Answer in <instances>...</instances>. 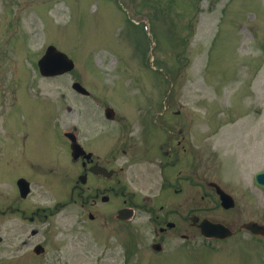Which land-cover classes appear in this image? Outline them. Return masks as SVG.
<instances>
[{"label": "rangeland", "instance_id": "obj_1", "mask_svg": "<svg viewBox=\"0 0 264 264\" xmlns=\"http://www.w3.org/2000/svg\"><path fill=\"white\" fill-rule=\"evenodd\" d=\"M50 47L75 70L43 76L38 63ZM166 107L197 125L199 162L221 168L234 192L236 209L210 215L234 225L231 239L207 240L199 230L190 250L174 231L156 253L149 213L116 223L103 205L82 209L71 192L81 168L63 133L80 124L115 129L105 127L110 108L112 125L137 138L156 129ZM66 168L69 178L57 183ZM263 170L264 0H0V264H264V237L239 226L264 225V190L254 181ZM17 175L33 178V195L20 204L27 219L8 203Z\"/></svg>", "mask_w": 264, "mask_h": 264}, {"label": "flooded vegetation", "instance_id": "obj_2", "mask_svg": "<svg viewBox=\"0 0 264 264\" xmlns=\"http://www.w3.org/2000/svg\"><path fill=\"white\" fill-rule=\"evenodd\" d=\"M161 112L156 120L162 122L153 124L157 130L147 128L138 135L139 137L133 135L132 139L127 130L129 126L112 125L116 121H111L106 116V121L111 124L106 123L105 127L114 126L115 129L87 131L84 129L85 124L76 127V131L73 129L72 132L75 133L83 151L81 158L73 161L81 168V174L78 176L81 178V184L74 186L71 192L73 196L81 198L82 209L103 205L106 218H114L116 223H126L117 220L118 214L123 210L149 213L155 225L152 248L160 243L164 249L166 237L177 231L184 249L192 250L196 246L199 225L205 220L219 223L210 216L214 213L212 211H231L222 206L219 189L233 196L236 207L237 199L234 192L220 180V174L216 170L221 168L210 164V161L199 162L197 125L192 123L190 118H184L183 111ZM162 131L163 133H160ZM119 139L131 140V143L128 147L119 145ZM62 140L68 150L70 141L66 133L62 134ZM61 160L66 161L61 157L59 161L53 162L59 163L58 167H61ZM67 169L61 172L62 175L57 172L56 177H53L57 183L58 179L69 178ZM132 177L136 178L135 183ZM21 179L29 180L30 183L31 179L33 180L25 175L12 178V197H9L8 203L15 213L27 219V212L21 210L20 204L21 201L27 202L31 198L33 185L30 184L32 193L29 197L22 199L19 188ZM138 190L144 194L141 201H138ZM199 197L207 206H203L205 203L200 204ZM40 212L39 209L28 218L32 224L42 220ZM43 214H46V210H43ZM44 218L48 219L49 215H44ZM89 219L95 221V215L91 211ZM186 251L182 252L186 254Z\"/></svg>", "mask_w": 264, "mask_h": 264}, {"label": "water", "instance_id": "obj_3", "mask_svg": "<svg viewBox=\"0 0 264 264\" xmlns=\"http://www.w3.org/2000/svg\"><path fill=\"white\" fill-rule=\"evenodd\" d=\"M40 72L45 77H55L61 76L66 73H70L75 69V63L64 53L59 52L55 47H50L47 50L46 55L39 62ZM73 89L82 95H89V92L79 83H75L73 85ZM107 111H113L112 109H108ZM72 138V151L73 157L78 159L81 154V149L77 140L73 135H70ZM256 184L264 189V171L257 173L255 175ZM21 187L23 190H26L27 193L24 192V196H27L29 190H27L28 185L25 184L24 181L21 182ZM223 202L226 208H233L234 204L230 202V197L226 194H222ZM203 234L208 238H219L226 239L232 236L231 232L222 225H213L210 223H205L203 226ZM245 228L250 231L254 235L264 237V225H260L257 223H249L245 225ZM158 252L162 251L160 246L155 248ZM43 252V248L37 249V254H41Z\"/></svg>", "mask_w": 264, "mask_h": 264}, {"label": "bare ground", "instance_id": "obj_4", "mask_svg": "<svg viewBox=\"0 0 264 264\" xmlns=\"http://www.w3.org/2000/svg\"><path fill=\"white\" fill-rule=\"evenodd\" d=\"M85 260V259H82V261Z\"/></svg>", "mask_w": 264, "mask_h": 264}]
</instances>
